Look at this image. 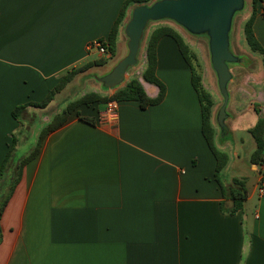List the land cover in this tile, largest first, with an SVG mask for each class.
Here are the masks:
<instances>
[{
  "label": "crops",
  "instance_id": "0c3cea01",
  "mask_svg": "<svg viewBox=\"0 0 264 264\" xmlns=\"http://www.w3.org/2000/svg\"><path fill=\"white\" fill-rule=\"evenodd\" d=\"M123 2L0 0V164L12 135L18 144L36 140L40 127L31 133L37 115L45 113L47 122L57 95L87 71L75 75L45 109L28 106L19 121L12 109L43 100L71 67L107 58L88 43L107 37ZM263 4L257 1L252 27L264 50ZM131 7L119 27L116 54L89 70L104 73L121 57ZM156 55L155 73L165 85L159 103L141 108L137 101H120L112 118L105 105L80 106L79 115L73 112L45 135L1 213L0 264H264V193L257 191L260 175L250 160L255 143L248 132L258 115L246 130L236 119L228 124L230 137L215 125L212 110L215 144L231 149L224 151L228 161L219 179L227 186L242 178L247 187L243 208L230 213L232 200L222 194L202 135L190 66L170 36L159 39ZM140 72L147 95L155 97L158 87ZM97 88L90 91L110 95L118 87ZM249 111L250 104L232 114ZM262 138L264 143V133Z\"/></svg>",
  "mask_w": 264,
  "mask_h": 264
},
{
  "label": "trees",
  "instance_id": "16d2710c",
  "mask_svg": "<svg viewBox=\"0 0 264 264\" xmlns=\"http://www.w3.org/2000/svg\"><path fill=\"white\" fill-rule=\"evenodd\" d=\"M151 1L152 0H124L107 37L105 39H100L101 42L105 43L109 56L107 58L94 59L82 65L74 66L66 70L59 77L56 84L48 90L43 100L39 102H26L24 104L16 105L11 111L12 117L19 121V116L28 106L45 109L54 99L56 93L60 92L75 77V75L86 72L93 66L104 65L109 58L114 57L116 54V42L119 27L126 16L128 7L136 4H148ZM257 1L258 0H251V13L249 17L243 22L242 32L248 48L252 52H256L261 56L262 64L264 66V50L257 41L252 27ZM165 35L174 39L182 57L190 66L191 83L194 90L196 91L201 109L202 135L208 149L215 158L216 164L214 176L221 187L222 194L224 197H228L232 200V206L230 207L229 212L234 213L237 210L243 208L244 201L247 197V187L245 180L235 177L231 180L229 185L224 186L219 179V174L222 172V169L225 167L228 161V154L224 151H221L215 144V129L211 122L214 99L212 95L204 88L201 82L200 74L194 69L192 58L195 57V54L190 50L187 42L175 28L168 24H159L150 31L146 38L144 47L145 63L144 68L140 72V77L144 81L154 84L158 87L157 95L155 97L148 96L141 81L139 80V76H133L130 77L123 86L116 88L115 91L110 95L100 94L95 91H88L83 93L81 96L66 102L63 107L59 109L57 108V110L52 108L53 110L48 112L49 120L43 126H40L36 140L33 141V145L24 156L18 158L15 156V149L17 148L18 140L13 134L8 151L0 164V217L15 185L18 183L21 177L23 167L38 155L45 135L61 126L73 112H76L78 107L96 105L99 108L105 105L109 100H116L118 102L133 100L137 101L141 108H145L147 106L159 103L164 98L165 85L157 77L155 72L157 66L156 46L159 39ZM62 102H65V100L61 101L60 104ZM256 111L258 112L257 109ZM76 113L79 115L78 112ZM79 117L85 122H94L92 118L85 116ZM248 132L252 136L255 143V148L250 155V160L252 163L258 164L262 160L261 152L264 145L262 138L264 133V116H259L254 125L248 129Z\"/></svg>",
  "mask_w": 264,
  "mask_h": 264
},
{
  "label": "water",
  "instance_id": "95a60500",
  "mask_svg": "<svg viewBox=\"0 0 264 264\" xmlns=\"http://www.w3.org/2000/svg\"><path fill=\"white\" fill-rule=\"evenodd\" d=\"M246 6V0H152L148 4L133 5L122 28L126 38L125 54L106 72H88V75L107 89L123 86L128 70L137 63L146 25L151 21L172 20L191 35L207 36L209 61L222 97V103L214 114V122L223 134L229 133L227 120L232 117L227 110L230 101L228 83L232 77L230 63H249L247 57L230 50L229 32L234 14L245 10Z\"/></svg>",
  "mask_w": 264,
  "mask_h": 264
},
{
  "label": "rangeland",
  "instance_id": "374dc122",
  "mask_svg": "<svg viewBox=\"0 0 264 264\" xmlns=\"http://www.w3.org/2000/svg\"><path fill=\"white\" fill-rule=\"evenodd\" d=\"M248 1V0H246ZM248 4L243 11H238L234 14L232 18V25L229 32V46L230 50L236 54V55H242L249 59V63L246 65H240L238 63H230V71L232 74L231 81L228 83V89L230 92V101L228 103L227 110L232 115L230 119L227 120V124H232L235 119L236 125H240L241 128L246 130V125L253 123L257 115L264 116V89L263 84L260 83V80L263 78V66L261 63L260 55L256 52H252L244 39V35L242 32V25L243 22L247 19L248 14ZM158 24H168L175 28L181 36L186 40L187 44L190 47V50L195 54V57L192 58V64L194 66V69L196 72H198L201 76V82L204 86V88L212 95L214 99V108H218L222 103V97L218 91L217 88V81L215 72L211 66V63L209 61V49H208V38L205 34L201 35H191L188 32H186L185 29L180 27L178 24H176L174 21L169 19H163L159 21H151L149 22L143 32V37L141 41V47L138 51V59L135 66L130 68V71H132L133 76H139L141 61H142V45L144 42V39L149 34L151 28ZM126 39V38H125ZM125 48L124 46L119 49L117 52L119 56H123L125 54ZM106 56V55H103ZM108 56V55H107ZM89 73H95L93 70H88L86 74H83L81 77L78 78V80L75 81V85H71V87H68L65 91L58 94L55 99V105L54 110L56 109V106L61 99L68 96V98L65 100V102H62L59 106V108L63 107V105L73 100L79 96H81L83 93L90 91L93 88H97L98 81L95 80L93 76L88 75ZM98 89V88H97ZM251 105L252 111L245 112V114H241V117H235L234 113H237V109L244 110V107L247 105ZM258 112L256 111V109ZM247 114V120L246 118ZM45 115V113L38 114L34 126L32 127V133L36 130V128L43 126L47 122H43L42 116ZM47 116H49L47 114ZM238 118V119H237ZM42 120V121H41ZM246 137V131H241V133ZM31 140L27 142H22L17 145V148L15 149V156L21 157L27 154L31 146L33 145L32 137L29 138ZM215 142H217V138L215 137ZM252 142V141H251ZM217 144V143H216ZM245 144L247 145V140L245 139ZM218 148L221 151H228L230 152V147L220 146L218 145ZM253 184V180H248V187L251 188ZM252 203V202H251ZM249 204L250 209L253 207L252 204Z\"/></svg>",
  "mask_w": 264,
  "mask_h": 264
},
{
  "label": "built area",
  "instance_id": "2783aa9c",
  "mask_svg": "<svg viewBox=\"0 0 264 264\" xmlns=\"http://www.w3.org/2000/svg\"><path fill=\"white\" fill-rule=\"evenodd\" d=\"M260 12L264 14V4L262 5ZM88 48L89 49H95L100 55H108L109 53L107 52L106 45L105 43L101 42L100 39H94L88 43ZM118 110V101L116 100H109L105 104V115L106 117H115L117 114ZM258 170H259V175H260V180L258 181L257 184V191L258 194L261 195L264 193V187H263V178H264V159H262L258 163Z\"/></svg>",
  "mask_w": 264,
  "mask_h": 264
}]
</instances>
